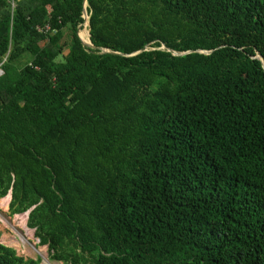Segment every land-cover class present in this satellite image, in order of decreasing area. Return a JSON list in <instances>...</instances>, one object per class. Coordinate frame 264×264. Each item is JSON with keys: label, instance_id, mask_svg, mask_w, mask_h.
<instances>
[{"label": "trees", "instance_id": "obj_1", "mask_svg": "<svg viewBox=\"0 0 264 264\" xmlns=\"http://www.w3.org/2000/svg\"><path fill=\"white\" fill-rule=\"evenodd\" d=\"M86 2L97 49L84 0H0L9 213L63 264H264V0Z\"/></svg>", "mask_w": 264, "mask_h": 264}, {"label": "rangeland", "instance_id": "obj_2", "mask_svg": "<svg viewBox=\"0 0 264 264\" xmlns=\"http://www.w3.org/2000/svg\"><path fill=\"white\" fill-rule=\"evenodd\" d=\"M86 25L87 23L84 25L83 29L80 30L79 32V35L82 40H83L82 34L86 32ZM87 29L89 32V27H87ZM69 33L70 31L66 29L65 30V35H66L65 40H68ZM67 53H68V50L65 51V54ZM22 215H25V214H22ZM22 215L12 216L9 213V207L7 210L3 209V207L1 206V202H0V243L13 247L14 249H16L17 253L20 256H24L25 258H32V259L41 258L42 264H48V263L49 264H63L62 262L52 261L50 259L48 247L40 246L39 239L35 237V230L28 228V226L27 228L29 230H26L24 227L21 226L22 218L21 217L19 218V216H22ZM26 225H27V221H26ZM16 239L17 241L21 242L22 244L21 246H15L14 244H12V241ZM19 239H22V241H20Z\"/></svg>", "mask_w": 264, "mask_h": 264}, {"label": "bare ground", "instance_id": "obj_3", "mask_svg": "<svg viewBox=\"0 0 264 264\" xmlns=\"http://www.w3.org/2000/svg\"><path fill=\"white\" fill-rule=\"evenodd\" d=\"M87 23V25H86V32H84L83 34H82V38H83V42H85V43H88L89 44V42L91 43V37H90V32H88V29H87V27H88V21L86 22ZM85 23V24H86ZM10 201H11V199H10V196H8V197H5V198H3V199H0V202H1V206L3 207V209H5V210H7L8 209V207H9V203H10ZM22 218V220H21V226L22 227H24L26 230H29L28 228H27V225H26V221L28 222V219H27V215L25 214V215H22V216H19V218ZM20 225V224H19ZM16 226V225H15ZM15 239V238H14ZM20 241H22V239H19ZM25 241V240H24ZM0 244H2V243H0ZM12 244H14L15 246H21L22 244H21V242H19V241H17V239L16 240H14V241H12ZM5 245V244H4ZM13 248V247H12ZM20 250V249H19ZM40 252H42V251H40ZM44 252V251H43ZM43 259H45V258H43ZM49 260V259H48ZM49 264V263H48Z\"/></svg>", "mask_w": 264, "mask_h": 264}, {"label": "water", "instance_id": "obj_4", "mask_svg": "<svg viewBox=\"0 0 264 264\" xmlns=\"http://www.w3.org/2000/svg\"><path fill=\"white\" fill-rule=\"evenodd\" d=\"M83 18L85 19V23L88 21V27L90 26V23H89V15H88V13H87V2H86V0H84V15H83ZM85 25V24H84ZM80 30L81 29H79V32H80ZM79 32H78V36H79V38L81 39V37H80V35H79ZM89 32H90V30H89ZM90 37H91V34H90ZM81 41L83 42V40L81 39ZM83 44L85 45V46H88V47H91V48H93V49H97V47H95L93 44H92V41H91V43H85V42H83ZM163 49H165L166 48V46H163L162 47ZM101 49V51H102V53H111V54H119V53H117V52H113V51H110V50H108V49H104V48H100ZM146 49H144V50H142V51H145ZM142 51H139V52H137V53H135V54H133V55H136V54H138V53H140V52H142ZM210 52V51H209ZM188 53V52H187ZM204 53H207V52H204ZM174 54L175 55H179V54H177V53H175L174 52ZM261 59H263L262 57H261ZM7 196H10V199L12 198V192L10 191L9 192V194L7 195ZM33 210V209H32ZM32 210H30V211H28L27 213H25L26 215H27V219L29 218V215H30V213H31V211ZM9 247H11V246H9Z\"/></svg>", "mask_w": 264, "mask_h": 264}, {"label": "built area", "instance_id": "obj_5", "mask_svg": "<svg viewBox=\"0 0 264 264\" xmlns=\"http://www.w3.org/2000/svg\"><path fill=\"white\" fill-rule=\"evenodd\" d=\"M9 4L11 6V10L12 12H14L16 6H17V0H8ZM37 30L39 32H43V33H47L49 31H51V25L50 24H38L36 26Z\"/></svg>", "mask_w": 264, "mask_h": 264}]
</instances>
